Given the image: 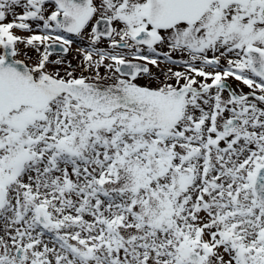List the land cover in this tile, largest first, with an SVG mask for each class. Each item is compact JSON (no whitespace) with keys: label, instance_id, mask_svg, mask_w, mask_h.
<instances>
[{"label":"snow or ice","instance_id":"obj_1","mask_svg":"<svg viewBox=\"0 0 264 264\" xmlns=\"http://www.w3.org/2000/svg\"><path fill=\"white\" fill-rule=\"evenodd\" d=\"M0 264H264V0H0Z\"/></svg>","mask_w":264,"mask_h":264}]
</instances>
